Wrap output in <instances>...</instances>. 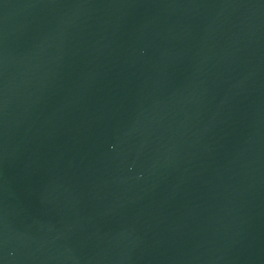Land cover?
<instances>
[{
	"label": "water",
	"instance_id": "obj_1",
	"mask_svg": "<svg viewBox=\"0 0 264 264\" xmlns=\"http://www.w3.org/2000/svg\"><path fill=\"white\" fill-rule=\"evenodd\" d=\"M0 264H264V0H0Z\"/></svg>",
	"mask_w": 264,
	"mask_h": 264
}]
</instances>
